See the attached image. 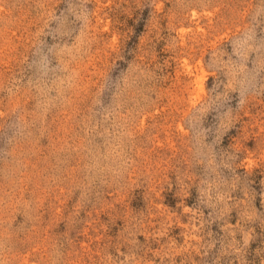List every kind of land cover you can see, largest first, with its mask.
Returning <instances> with one entry per match:
<instances>
[{"label": "rangeland", "instance_id": "rangeland-1", "mask_svg": "<svg viewBox=\"0 0 264 264\" xmlns=\"http://www.w3.org/2000/svg\"><path fill=\"white\" fill-rule=\"evenodd\" d=\"M0 264H264V0H0Z\"/></svg>", "mask_w": 264, "mask_h": 264}]
</instances>
